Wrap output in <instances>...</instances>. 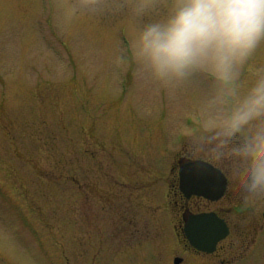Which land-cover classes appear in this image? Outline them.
I'll return each mask as SVG.
<instances>
[{"label": "rangeland", "instance_id": "374dc122", "mask_svg": "<svg viewBox=\"0 0 264 264\" xmlns=\"http://www.w3.org/2000/svg\"><path fill=\"white\" fill-rule=\"evenodd\" d=\"M65 3L0 0V264H173L166 176L210 82L117 62L130 0L71 21Z\"/></svg>", "mask_w": 264, "mask_h": 264}, {"label": "clouds", "instance_id": "9594fccd", "mask_svg": "<svg viewBox=\"0 0 264 264\" xmlns=\"http://www.w3.org/2000/svg\"><path fill=\"white\" fill-rule=\"evenodd\" d=\"M137 20L118 63L160 89L210 82L193 126L180 127L192 157L224 167L245 206L264 203V0H130ZM66 0V21L103 9Z\"/></svg>", "mask_w": 264, "mask_h": 264}, {"label": "flooded vegetation", "instance_id": "af4514ba", "mask_svg": "<svg viewBox=\"0 0 264 264\" xmlns=\"http://www.w3.org/2000/svg\"><path fill=\"white\" fill-rule=\"evenodd\" d=\"M174 160L171 174L167 178V197L173 210V230L179 264H196L197 261L204 264H241L245 259L258 258L259 255L264 264V203L245 206L239 197L238 186L227 169L212 163L210 164L222 171L227 178L228 184L223 197L210 201L195 195L187 196L180 188L179 173L184 165L199 159L187 152L186 145ZM208 213L216 214L229 227L228 236L218 242L212 253L194 248L186 235V225L195 221L196 217ZM233 218H237L236 224Z\"/></svg>", "mask_w": 264, "mask_h": 264}, {"label": "water", "instance_id": "95a60500", "mask_svg": "<svg viewBox=\"0 0 264 264\" xmlns=\"http://www.w3.org/2000/svg\"><path fill=\"white\" fill-rule=\"evenodd\" d=\"M201 168L202 167H200L199 166V168L197 167V168H192V165H187L186 167H185V169H183L182 171H181V177H182V189L183 190H186V181H188V177H189V174L190 175H193L192 176V180H193V182H194V185H196V183H198L200 186H203V184H204V177H203V172H202V170H201ZM203 170H204V168H202ZM191 170H192V172H191ZM205 170L206 171H210L209 169H207V168H205ZM191 172V173H190ZM208 176V175H207ZM191 180V179H190ZM192 180L189 182L188 181V184H187V186H194V185H192ZM210 180V179H209ZM211 180H212V178H211ZM215 186V185H214ZM213 186V187H214ZM216 188V187H215ZM213 189V188H212ZM198 194H203V193H200V192H197ZM212 198H214V197H212ZM210 223V225H208V227H209V229L208 230H210V232H208L207 234L208 235H205V234H203V236H204V242H200L201 241V239H202V237L201 236H198L197 238H196V240H199V242H197L196 243V241H194L195 243L194 244H196L197 245V247H199V248H201V249H206V250H208V248H205V247H207V244H208V242H209V244L211 243V244H214L215 242H217V240L219 239V237H221L225 232H227V229L223 226V224H220V226H219V223L216 221V220H212V222H209ZM192 224H194V222L192 223ZM222 225V226H221ZM220 230V232H219V234H216V232L217 231H219ZM223 233V234H222ZM202 235V234H201ZM215 235V236H214ZM218 235V236H217ZM211 240V241H210Z\"/></svg>", "mask_w": 264, "mask_h": 264}]
</instances>
